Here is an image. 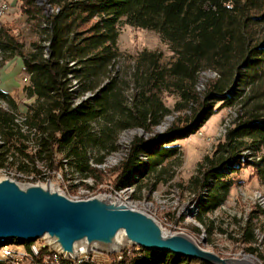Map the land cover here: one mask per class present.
Masks as SVG:
<instances>
[{"label":"trees","instance_id":"obj_1","mask_svg":"<svg viewBox=\"0 0 264 264\" xmlns=\"http://www.w3.org/2000/svg\"><path fill=\"white\" fill-rule=\"evenodd\" d=\"M19 1L37 39L25 50L11 29L0 25V58H21L28 75L22 93L30 102L23 115L16 97L0 90V169L40 179L65 168L99 184L107 171L99 166L119 148L120 133L142 130L148 135H134L123 159L109 169L120 189L140 174L142 156L147 173L161 174L166 161L179 157L175 142L196 132L217 111V102L225 107L238 101L242 113L190 179L195 189H210L204 198L199 194L202 211L219 207L239 152L264 148V0ZM123 24L157 32L171 60L164 63L160 52L142 50L113 72ZM206 70L217 78L198 91ZM164 96L175 97L172 109ZM172 113L165 130H153ZM256 166L264 178V158ZM198 221L204 223L202 216ZM242 234L253 253L249 225ZM22 244L29 253L32 243ZM57 255L41 247L28 258L31 264H77ZM108 257L109 262L90 258L78 264H210L139 245ZM0 264L10 259L0 257Z\"/></svg>","mask_w":264,"mask_h":264},{"label":"rangeland","instance_id":"obj_2","mask_svg":"<svg viewBox=\"0 0 264 264\" xmlns=\"http://www.w3.org/2000/svg\"><path fill=\"white\" fill-rule=\"evenodd\" d=\"M4 2H7L9 9L0 17V25L10 28L12 33L24 43L25 50H28L30 42L37 39V31L20 8L19 0H0V3ZM45 2L46 0H38L39 4L46 5ZM117 45L121 55L113 65V72L122 69L125 64H131L142 50L160 52L164 63H168L172 58L168 44L157 32L135 28L128 24L120 27ZM21 62L18 56L5 62L0 58V85L11 76L15 83L12 94L19 104L23 105L28 104L30 99L25 98L22 93V88L27 83L23 78L28 75L19 68ZM216 78L215 71L201 72L197 90L203 91L207 81ZM163 101L172 109L175 97L164 96ZM215 108L217 111L196 132L175 142L179 145V157L166 161L162 166L164 171L161 174L147 173L146 166L143 165L147 162V156H142L140 174L135 177L136 180L126 182L120 189L114 188L116 174L109 169L114 170L123 159L134 135L144 137L148 135L142 130H127L120 133L119 148L108 155L105 163L99 166L107 169L103 181L99 184H95L91 178L83 180L77 172L72 173L65 168L55 170L49 177L40 179L23 176L13 170L0 169V181L9 180L23 190L31 185L45 184L51 187L50 191L53 190V193L70 200H88L101 194L108 195L154 217L163 230L183 233L200 248L223 259H230L233 262L246 258L252 264H264V214L260 212L264 210V178L259 175L256 166V163L264 158V148L259 151L244 148L239 152V156H236L238 160L236 171L225 177L232 181V185L223 203L216 209L202 211L199 194L203 191L209 193L210 189L207 186L202 190L195 189L196 186L190 180L191 177L200 174L202 167L199 164L205 163V157L215 154L217 144L223 140L226 131L234 125L242 113L238 101L225 107H221V103L217 102ZM174 117L175 113L166 115L163 122L153 130L162 132ZM200 197L204 198V194L201 193ZM199 215L202 216L205 224L198 221ZM246 225H249L253 234V242L250 244L255 249L253 253L247 250L248 245L242 241V232ZM49 237L48 235V239L44 237L31 242L29 253L34 255V246L36 248L47 240L50 241ZM3 246L23 253L17 257L18 262L15 261V257L11 258L10 264H31L28 250L22 243H9ZM135 246L138 245L125 242L120 249L110 252L99 247H90L69 257L77 260L83 256V260L93 258L97 261L109 262V254H120L121 250H132ZM54 249L58 252L56 247Z\"/></svg>","mask_w":264,"mask_h":264},{"label":"water","instance_id":"obj_3","mask_svg":"<svg viewBox=\"0 0 264 264\" xmlns=\"http://www.w3.org/2000/svg\"><path fill=\"white\" fill-rule=\"evenodd\" d=\"M124 229L132 244L155 251H170L210 264H232L216 254L190 244L176 235L162 238L154 234L141 212L109 208L91 199L70 200L37 188H19L9 180L0 181V242H33L44 235L55 236L65 248L86 235L103 238Z\"/></svg>","mask_w":264,"mask_h":264},{"label":"bare ground","instance_id":"obj_4","mask_svg":"<svg viewBox=\"0 0 264 264\" xmlns=\"http://www.w3.org/2000/svg\"><path fill=\"white\" fill-rule=\"evenodd\" d=\"M4 13H0V17L3 15ZM17 121H22V118L19 116L17 118ZM29 187L32 188H37L40 189L41 191L44 192H48L53 194V190L50 191L51 187H49L48 185L45 184H37V185H31ZM203 194L205 195V192H203ZM263 197V196H262ZM91 200L97 204V205H101V206H106L109 208H125L128 210H132V211H136V212H141L138 211L137 209H133L131 207H129L128 205H126V203L116 200L111 196L108 195H98L95 196L94 198H91ZM260 201V200H259ZM143 215V218L146 220V222L149 224L150 229L153 231L154 234L157 233V235L161 236L162 238H169L171 236L176 235L177 237H181L183 240L187 241L190 244H196L195 242H193L190 238H188L185 234L183 233H170L167 232L165 230L162 229L161 225L157 222V220L148 215L145 212H141ZM105 236L103 238H98V239H90L88 238L86 235H83L82 237H78L76 238L71 247L68 249H65L57 240V238L55 236H50L49 238H51V242L54 243L55 247L57 248L58 252L62 255L65 256H70V255H74L82 250L88 249L90 247H99L101 249H106L110 251H115L120 249V247L123 245V243L125 242H130L132 243V240L127 236L126 232L124 229L120 228L115 230L114 232L110 233V234H104ZM48 239V235H44L42 238L39 239H43V238ZM13 243V242H11ZM9 244V243H6ZM6 244H0V246L2 245H6ZM9 249L8 246H3L0 251ZM232 264H252L248 259L244 258L241 260H233V262L231 261Z\"/></svg>","mask_w":264,"mask_h":264},{"label":"built area","instance_id":"obj_5","mask_svg":"<svg viewBox=\"0 0 264 264\" xmlns=\"http://www.w3.org/2000/svg\"><path fill=\"white\" fill-rule=\"evenodd\" d=\"M9 9V6H8V4H7V2H4V3H0V13H4L5 11H7ZM23 81L26 83V82H28V76H25L24 78H23ZM19 113H23V115H24V111H22V110H19ZM17 122H20V121H17ZM47 242V243H46ZM46 242H44V243H42V244H40L38 247H36L35 248V246H34V255H37L38 254V252H39V249L41 248V247H48V248H50V249H52V250H54L58 255H61L62 257H64V258H71V257H69V256H64V255H62V254H60V253H58L55 249H54V247H55V245L53 244V242H51V241H46ZM54 246V247H53ZM20 255H23V253H21V252H16L14 249H6V250H3V251H0V257H5V258H9L10 259V261H12V259L11 258H14L15 259V261L16 262H18V256H20ZM57 255V256H58ZM27 256V255H26ZM83 256H82V258H80V259H74V260H76L77 261V264L81 261V260H83ZM72 259H73V257H72Z\"/></svg>","mask_w":264,"mask_h":264},{"label":"crops","instance_id":"obj_6","mask_svg":"<svg viewBox=\"0 0 264 264\" xmlns=\"http://www.w3.org/2000/svg\"><path fill=\"white\" fill-rule=\"evenodd\" d=\"M5 13V12H4ZM19 68H21L22 72H23V66H22V62L19 65ZM15 86L14 81L11 79V76L7 77V80L4 81V83H2V85H0V90L7 92V93H13V87ZM27 103H24L23 105L18 104L20 107V110L24 111L26 109V105Z\"/></svg>","mask_w":264,"mask_h":264}]
</instances>
